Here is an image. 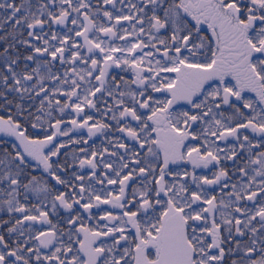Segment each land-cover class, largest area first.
I'll use <instances>...</instances> for the list:
<instances>
[{
	"label": "flooded vegetation",
	"instance_id": "af4514ba",
	"mask_svg": "<svg viewBox=\"0 0 264 264\" xmlns=\"http://www.w3.org/2000/svg\"><path fill=\"white\" fill-rule=\"evenodd\" d=\"M103 4L29 161L1 164L0 264H180L175 216L192 264H264V0Z\"/></svg>",
	"mask_w": 264,
	"mask_h": 264
},
{
	"label": "trees",
	"instance_id": "16d2710c",
	"mask_svg": "<svg viewBox=\"0 0 264 264\" xmlns=\"http://www.w3.org/2000/svg\"><path fill=\"white\" fill-rule=\"evenodd\" d=\"M80 5L81 0H0V125L27 140L42 139V133L32 134V125L58 104L49 82L51 73L57 80L69 71L59 69V62L73 57Z\"/></svg>",
	"mask_w": 264,
	"mask_h": 264
},
{
	"label": "rangeland",
	"instance_id": "374dc122",
	"mask_svg": "<svg viewBox=\"0 0 264 264\" xmlns=\"http://www.w3.org/2000/svg\"><path fill=\"white\" fill-rule=\"evenodd\" d=\"M60 20H62V19H60ZM78 55L81 57L80 53H78ZM62 64H63L62 66L61 65L59 66V69L68 68L69 70H71L72 73H68V75H74V77H72L73 81H75L78 77H80L84 71V68L82 66H79V65H75L74 67L70 68V64H67L65 62H62ZM40 71L43 73L44 66L40 67ZM52 75H53V73H51V80H52ZM52 81L55 82L54 80H52ZM55 84H56V82H55ZM60 85L61 84H59L57 86H60ZM15 137H16L17 141H20L19 136H15ZM25 152L29 153L30 147L26 146ZM27 160L29 161V159H27ZM11 164H12V162H11ZM11 164L8 165L7 167H5L6 172H8L9 170L10 171L14 170V167H12ZM34 169H35V166L32 165L30 167V170H34ZM6 172L4 171V167L0 168V191L1 192L4 190V188H10V186L12 184L15 185V182H13L12 179L10 180L11 177H8L5 175ZM27 179H28V173L25 177L24 182H22L21 185L19 186L20 188H25L24 198L33 197V198H35V200H42V197L38 193V191H39L38 185L35 182L27 183V181H28ZM0 196L3 197L2 194H0ZM9 197H11V196H9Z\"/></svg>",
	"mask_w": 264,
	"mask_h": 264
},
{
	"label": "water",
	"instance_id": "95a60500",
	"mask_svg": "<svg viewBox=\"0 0 264 264\" xmlns=\"http://www.w3.org/2000/svg\"><path fill=\"white\" fill-rule=\"evenodd\" d=\"M172 237L176 238L173 240ZM164 238L165 244L176 247L175 251L179 253L177 256H179L180 264H192L193 251L188 245L186 228L181 216H175L168 221L164 231Z\"/></svg>",
	"mask_w": 264,
	"mask_h": 264
}]
</instances>
